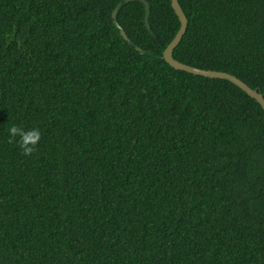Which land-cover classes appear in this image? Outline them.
Here are the masks:
<instances>
[{"label": "trees", "instance_id": "trees-1", "mask_svg": "<svg viewBox=\"0 0 264 264\" xmlns=\"http://www.w3.org/2000/svg\"><path fill=\"white\" fill-rule=\"evenodd\" d=\"M147 1L0 0V264H264V111ZM179 3L174 58L264 96V0Z\"/></svg>", "mask_w": 264, "mask_h": 264}, {"label": "water", "instance_id": "water-1", "mask_svg": "<svg viewBox=\"0 0 264 264\" xmlns=\"http://www.w3.org/2000/svg\"><path fill=\"white\" fill-rule=\"evenodd\" d=\"M135 1H139L145 5V8H146L145 23H146L147 28L150 30V24H149V18L151 14L150 4L148 3L147 0H125V3H130V2H135ZM171 3H172V7L176 15L178 16L180 20L181 26L175 38L171 41V43L168 45V47L164 51L163 53L164 60L175 70L187 72L189 74H193L196 76L206 77L207 79H210V80H220V81H226V82L231 83L232 85L240 89L242 92H244L248 97L255 100L264 111V96L260 94L258 91L252 90L250 87H248L246 84H244L241 80L237 79L236 77L231 76L229 74H225V73L212 72L209 70L198 69L190 65L183 64L174 58V51L178 47V45L181 43L184 35L186 34V31L188 28V19L186 15L184 14L182 7L180 6L179 0H171ZM118 9L119 7L113 13V20H114L116 27L120 29L121 36L125 40L128 41L129 39H128L126 32L119 25L117 21Z\"/></svg>", "mask_w": 264, "mask_h": 264}, {"label": "clouds", "instance_id": "clouds-1", "mask_svg": "<svg viewBox=\"0 0 264 264\" xmlns=\"http://www.w3.org/2000/svg\"><path fill=\"white\" fill-rule=\"evenodd\" d=\"M9 143L16 141L25 156H31L41 140V132L38 128L27 130L23 127L13 125L9 128ZM19 138L16 140V138Z\"/></svg>", "mask_w": 264, "mask_h": 264}]
</instances>
